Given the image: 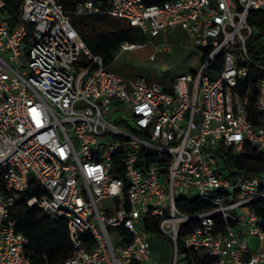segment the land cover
Returning a JSON list of instances; mask_svg holds the SVG:
<instances>
[{
	"label": "built area",
	"instance_id": "obj_1",
	"mask_svg": "<svg viewBox=\"0 0 264 264\" xmlns=\"http://www.w3.org/2000/svg\"><path fill=\"white\" fill-rule=\"evenodd\" d=\"M150 1L80 0L74 12L113 17L150 39L184 30L200 63L167 88L111 71L57 0H19L16 19L0 0V264H32L28 237L10 214L19 199L65 223L73 250L58 264H163L150 258L153 217L172 240L170 264L181 227L192 222L183 257L264 264V229L252 207L264 198V172L232 181L217 155L220 146L240 153L245 143L264 153V63L248 47L259 31L251 11L264 12V0ZM144 45L125 41L120 50ZM252 70L253 102L249 83L238 90ZM249 106L258 119H248ZM36 187L40 196L27 194ZM191 190L208 208H178ZM120 226L129 241L112 235Z\"/></svg>",
	"mask_w": 264,
	"mask_h": 264
},
{
	"label": "trees",
	"instance_id": "obj_2",
	"mask_svg": "<svg viewBox=\"0 0 264 264\" xmlns=\"http://www.w3.org/2000/svg\"><path fill=\"white\" fill-rule=\"evenodd\" d=\"M62 4L67 13L75 15L76 4L80 0H57ZM105 5H108L109 0H103ZM157 0H152L148 3H156ZM19 0H6V8L13 16L17 18V8ZM78 16V15H77ZM88 17H109L103 15H91ZM71 19V18H70ZM118 20V19H117ZM120 21V20H119ZM72 22V21H71ZM83 26L76 28L85 45L94 53L99 54L104 64L111 63L115 58L117 52L120 50L122 42H144L145 36L139 29L124 25L117 29L96 31L89 27L84 19L79 20ZM250 22L255 24L259 31L249 39L248 47L250 55L257 61L264 63V47L260 45V37H264V12L259 10L251 11ZM259 73L257 70H252L251 74L239 82L238 90L241 94L247 89V83L251 85V92L249 100H255L256 81ZM172 80V78H171ZM155 81V80H154ZM171 83V82H170ZM167 88V87H165ZM260 115L256 114L249 106L247 107V117L250 120L258 119ZM219 159L223 164V171L225 177L235 181L243 176H254L264 172V153L257 151L249 144H244V150L240 153H234L230 148L220 146L217 153ZM28 195L35 194L40 196L41 189H29ZM178 208L184 212L203 211L208 208V205L197 198H181L177 201ZM255 212L260 216V226L264 229V198L259 199L252 204ZM11 216L15 219L17 231H21L28 237V250L30 252V261L32 264H58L67 258L72 250V244L68 236L67 227L64 222L55 220L35 207H27L23 204L21 199L17 200L10 209ZM196 225L195 222L187 223L180 229L177 239V251L182 253L184 251L181 237L189 232L192 227ZM111 232L122 237L123 241H129L131 236L123 227H115L110 229ZM146 231L150 236L157 238H165L166 236L160 232L158 228V218L153 217L149 224L146 225ZM83 244L87 247L93 246V240L82 237ZM168 243L172 246L171 238H167ZM183 259L185 264H213V260L209 257L199 256L196 252L187 253Z\"/></svg>",
	"mask_w": 264,
	"mask_h": 264
},
{
	"label": "rangeland",
	"instance_id": "obj_3",
	"mask_svg": "<svg viewBox=\"0 0 264 264\" xmlns=\"http://www.w3.org/2000/svg\"><path fill=\"white\" fill-rule=\"evenodd\" d=\"M68 14L71 18V21L75 23L76 28L83 26V24L79 22L80 18L84 19V22H86V24L89 27H92V29L96 31H99L101 29H105V30L117 29L124 25L123 22L113 17H88L86 15H81L77 13H75V15L70 14V13ZM166 37L167 36H165L164 39L171 41L173 44L172 51L170 53L165 54L160 50H156L155 60L150 59L148 54L154 51V46H153V43L150 41V38L148 36H145V39L143 41L146 44H148L145 47L139 50H136V51H129L127 49H122L117 52L118 55L117 54L116 55L119 56L118 57L119 60L123 58H127V57L131 58V61L129 63V67L127 68V70H119L116 68L117 67V64H116L117 57L112 61L109 69L113 72L123 71L122 75H124L127 78H130L136 73L142 76L153 77L156 80V82L160 84V82L158 81H161L160 80L161 75H166L165 77L169 76L168 81H170L171 80L170 78H172L173 76L184 73L188 71L189 69L191 70L192 67L195 68L198 62L200 63V59H201L200 52L197 50H194L191 52V41L188 36H186L184 33L178 32V33L172 34L171 36L167 38ZM162 63H166L168 65V71L163 69L164 71H166V72H163ZM195 70H192V71H195ZM186 196L189 199H193L197 197V192L195 190H191L189 193H187ZM102 205L104 207L109 206L110 200L109 199L103 200ZM112 235L117 238L115 233L112 232ZM165 236L166 237L161 238V240L166 242L168 236L167 235ZM151 238L152 240H158L157 237L155 236ZM251 244L253 243L251 242ZM253 245H255V243ZM171 261H172V253H171V256H168L166 259H164L162 263L170 264ZM176 264H185V260L183 259V256L180 252L178 253Z\"/></svg>",
	"mask_w": 264,
	"mask_h": 264
},
{
	"label": "crops",
	"instance_id": "obj_4",
	"mask_svg": "<svg viewBox=\"0 0 264 264\" xmlns=\"http://www.w3.org/2000/svg\"><path fill=\"white\" fill-rule=\"evenodd\" d=\"M178 32L179 33H184L186 36H188L187 33L184 30H182L179 26H174V27H171V28H167L166 30H162L156 36L152 37L150 39V41L153 43L154 51L150 52L148 54L149 58H150L151 55H154L153 60H155V57H156L155 51L156 50H160V51H162L165 54L170 53L172 51L173 44H172L171 41L164 39V37L165 36L169 37L172 34H175V33H178ZM190 41H191V39H190ZM146 45H148V44L145 43L144 46L136 48V49H132V50H129V51L139 50V49L145 47ZM194 50H197V49L194 48V46H193V44L191 42V52L194 51ZM117 55L115 56V58L117 57V61H116L117 67L116 68L119 69V70H127V68L129 67V63L131 61V58L127 57V58H123V59L119 60V58H118L119 56H117ZM111 63L107 64L108 68L110 67ZM162 65H163L162 66V70H163V68H167L166 71H168V65L166 63H162ZM198 66H199V62H198V64H196L195 68L192 67L191 70L189 69L188 71L195 70L196 67H198ZM166 71L163 70V72H166ZM188 71H186V72H188ZM114 72H116V71H114ZM122 72H116V73L119 74V75H122ZM137 75L138 74L136 73L135 75L131 76L130 78H133V77H135ZM122 76H124V75H122ZM165 76L166 75H161V77H160L161 81H158V82H160L161 86L168 87L170 85L171 80L168 81L169 80V76L168 77H165ZM144 77L149 79V80H155L153 77H148V76H144ZM151 237H153V236H151ZM157 239L158 240H152V238H151L150 258L153 259V260H158V261L162 262L168 256H171V246L168 243V241L165 242V241L161 240V238H157ZM251 242L253 244L255 243V245L251 244ZM257 243H258L257 238L253 237V238L250 239V247L252 249H254L257 246ZM166 264H169V263H166Z\"/></svg>",
	"mask_w": 264,
	"mask_h": 264
},
{
	"label": "bare ground",
	"instance_id": "obj_5",
	"mask_svg": "<svg viewBox=\"0 0 264 264\" xmlns=\"http://www.w3.org/2000/svg\"><path fill=\"white\" fill-rule=\"evenodd\" d=\"M164 70H166L167 68H163Z\"/></svg>",
	"mask_w": 264,
	"mask_h": 264
}]
</instances>
